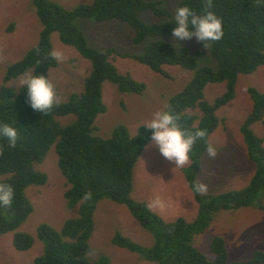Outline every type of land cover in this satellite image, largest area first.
Instances as JSON below:
<instances>
[{"label": "trees", "instance_id": "1", "mask_svg": "<svg viewBox=\"0 0 264 264\" xmlns=\"http://www.w3.org/2000/svg\"><path fill=\"white\" fill-rule=\"evenodd\" d=\"M37 18L42 25L37 44L21 60L10 65L5 82L32 71L34 75L48 78L49 69L56 66L50 53V36L59 35L60 41L73 47L90 62V72L85 78L83 90L72 94L67 101L57 103L48 114L34 111L27 100V90L0 87V125L8 124L18 133L15 148L7 146V139L0 137V183L14 189L11 209L0 206V235L14 232L13 247L28 250L33 244L31 235L16 230L32 213L33 207L25 195L29 186H43L46 175L35 171L34 164L45 158L54 145L57 165L67 183L63 193L66 207L78 206V216L67 219L60 229L42 223L36 229V237L43 245L42 254L31 264H109L101 255L93 262L89 239L98 203L110 200L123 205L138 225L153 239V244L143 247L115 232L111 243L137 254L153 264H264V251L257 250L246 261L228 259L225 241L213 236L208 243L211 258L192 245L195 235L203 233L217 211H236L250 207L264 196V146L254 134L251 125L260 121L264 128V93L254 89L248 92L252 109L240 126L247 159L253 166L248 183L241 189L218 194L195 192L197 174L206 152L209 136L223 120L216 111L228 104L235 96V85L240 75H248L264 65V0H213L212 11L222 21L223 37L208 42L216 69L199 66L200 52L187 48L176 49L164 40L171 37L175 27V10L189 6L197 14H203L204 0H179L174 11L162 7L161 1L149 0H93L91 4L78 5L66 10L49 0H31ZM151 12L161 22L145 23L140 13ZM78 19L96 22L118 20L129 25L133 33L131 41L143 44L140 54L130 56L155 73H161L163 65H176L193 71L190 83L174 94L164 109L178 115L179 126L188 132L206 130L204 140H198L190 153L191 164L183 168L187 186L197 203L196 217L187 221L178 218L168 222L153 212L146 203L132 198L133 175L136 163L151 141V130L140 126L134 136L124 125L116 126L108 138L92 134L96 117L105 111L101 87L109 81L121 93L141 94L145 84L130 75L120 73L110 62L116 51L112 48H94L87 44L82 31L76 25ZM146 40H149L147 43ZM127 56V55H124ZM209 83H224V92L209 103L204 99V88ZM73 115L74 122L60 126L57 117ZM91 193L90 200H84Z\"/></svg>", "mask_w": 264, "mask_h": 264}, {"label": "rangeland", "instance_id": "2", "mask_svg": "<svg viewBox=\"0 0 264 264\" xmlns=\"http://www.w3.org/2000/svg\"><path fill=\"white\" fill-rule=\"evenodd\" d=\"M49 1L66 10L93 2V0ZM154 1H161L162 7L170 12L174 11L179 2V0ZM140 19L145 23L164 20L156 18L148 11L140 13ZM76 25L84 34L89 46L112 48L116 51V54L111 56L110 62L120 73L128 74L135 81L145 84L143 93L136 95L121 93L109 81L102 83L101 94L105 111L94 121L92 131L94 136L108 138L113 129L119 125H124L129 134L134 136L140 126H146L152 119L154 112L164 111L168 100L174 94L181 92L194 76L193 71L176 65H163L162 72L155 73L131 58L130 56L143 51V44H133L131 41L133 30L124 22L78 19ZM41 29L42 25L31 0H0V87L4 85L14 89L21 87L19 80L23 74L5 82L6 70L10 65L21 60L37 44ZM164 40L173 44L176 49L187 48L190 52L199 51L198 65L216 69V62L210 55L209 47L205 48L204 43L197 42L195 37L179 40L171 36ZM148 41L146 40L145 43ZM50 43L52 52L59 50L64 55L63 61L55 59L56 66L48 71V79L55 86L58 103H62L72 94L83 90L91 66L89 60L83 58L73 47L63 44L57 33L51 34ZM28 72L32 73L31 70ZM249 89L264 93V65L251 74L240 75L235 85L234 98L216 111L217 117L222 119L223 123L210 134L209 141L216 148L217 155L215 158H210L206 154L204 158V163L208 162L207 167L219 164L218 166L222 168H229L227 171L230 175H234L230 181L236 182L237 186L248 181L252 171V164L246 157L239 130L253 105ZM224 90V83H209L204 88V99L211 103ZM56 120L60 126H66L74 122L75 117L66 115L57 117ZM251 129L262 139L264 146L263 124L258 121L251 125ZM33 168L45 174L47 181L43 186L33 185L25 190L33 211L16 230L31 235L33 244L28 250L18 251L12 244L14 232L0 235V264H31L42 254L43 249L41 241L36 237L37 227L46 223L55 229H60L67 219L78 216V206L72 209L66 207L63 193L68 186L58 169L54 145L49 148L43 161L34 164ZM214 170L220 171L218 168ZM135 171L144 177L143 180H146L148 185L151 184L153 191L160 187L170 192L175 189V185L171 186L168 181L171 177L175 181L179 168L164 159L158 148L152 144L143 154L141 153ZM132 198L135 199L133 195ZM93 221V231L89 239L91 253L87 257L89 262L105 255L109 259V264H153L111 243L117 231L143 247L153 244L150 234L130 217L123 205L107 199L100 201L94 212ZM213 236H220L225 241L229 261H246L255 251H264V196L258 197L250 207L236 211L220 210L213 214L208 228L203 233L195 235L192 240V245L209 259L211 255L208 252V243Z\"/></svg>", "mask_w": 264, "mask_h": 264}, {"label": "clouds", "instance_id": "3", "mask_svg": "<svg viewBox=\"0 0 264 264\" xmlns=\"http://www.w3.org/2000/svg\"><path fill=\"white\" fill-rule=\"evenodd\" d=\"M213 0H204L203 14H197L189 6H180L175 10V27L172 29V37L179 40H189L193 37L197 42H203L204 47H208V42L219 41L223 37L222 21L211 9ZM52 58L63 61L64 55L56 50L50 53ZM19 86L26 88L27 100L34 111L41 114H48L54 105L58 103L55 86L44 75H34L25 72L19 80ZM178 115L172 114L170 110L156 111L152 119L146 124L145 128L151 130V142L158 148L160 155L173 163L177 168H183L191 164L190 153L198 140H204L207 136L206 130L198 129L195 132L183 130L177 121ZM0 137L7 139V146L15 148L18 140L17 130L8 125H0ZM207 155L215 158L216 148L210 143L206 147ZM3 154V147H0V155ZM195 192L199 194L207 193V186L203 183L194 185ZM14 199V189L9 184L0 183V206L11 209ZM84 200L91 199V193H86ZM148 207L150 209L164 208L163 202L157 197Z\"/></svg>", "mask_w": 264, "mask_h": 264}, {"label": "crops", "instance_id": "4", "mask_svg": "<svg viewBox=\"0 0 264 264\" xmlns=\"http://www.w3.org/2000/svg\"><path fill=\"white\" fill-rule=\"evenodd\" d=\"M151 145L152 142L150 141L142 151V154L149 149ZM205 155L197 174V182L203 183L207 186V193L218 194L229 190L241 189L248 183L253 172V166L250 176L248 177V181H245L247 183L244 182V184L237 186L236 182L230 181L234 178V175H230V172L227 171L229 168H222L218 166L219 164H213V166L207 167L208 162L206 164L204 163ZM183 168H179L178 174L175 176V181L172 180V177L168 181L171 186L175 185V189L170 190V192L165 189H161L160 187H157L155 191H153L151 184L148 185L147 181L143 180L144 177L137 174V171H135L133 175L132 195L136 201L144 202L147 206L159 197L164 204V208L162 210L160 208H154L151 210L165 221L171 222L178 218H183L187 221L193 220L196 217L198 207L193 194L187 186L183 174ZM216 168L220 171L214 170ZM120 249L123 250L122 248Z\"/></svg>", "mask_w": 264, "mask_h": 264}]
</instances>
